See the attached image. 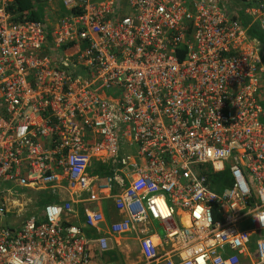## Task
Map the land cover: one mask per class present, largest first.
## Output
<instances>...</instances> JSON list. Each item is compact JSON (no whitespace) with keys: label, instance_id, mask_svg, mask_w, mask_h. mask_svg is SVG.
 <instances>
[{"label":"built area","instance_id":"2783aa9c","mask_svg":"<svg viewBox=\"0 0 264 264\" xmlns=\"http://www.w3.org/2000/svg\"><path fill=\"white\" fill-rule=\"evenodd\" d=\"M15 1L0 0V264H127L133 241L134 264H241L250 233L264 264V49L248 37L264 0L247 28L221 0H38L42 22ZM40 193L56 201L31 211Z\"/></svg>","mask_w":264,"mask_h":264},{"label":"trees","instance_id":"16d2710c","mask_svg":"<svg viewBox=\"0 0 264 264\" xmlns=\"http://www.w3.org/2000/svg\"><path fill=\"white\" fill-rule=\"evenodd\" d=\"M38 0H16L15 4L13 6V12L15 13H19V15H21L23 12H29L31 9L34 8V6L36 7ZM242 1H246V0H242ZM42 10L40 9L38 13H28V20L34 21V22H42ZM236 16L234 17L235 20L239 21V23L241 24V26L243 28H247L250 25V20L244 16L243 12L239 11L238 9H236L235 13ZM248 37L251 39H256L262 46V48L264 49V35L255 27V26H250L249 30H248ZM213 182H214V189L216 190V192H220L222 190H224L225 188H228L232 185V180L230 178V174L228 171H224L221 174H217L212 176ZM39 195V194H38ZM39 200H38V205L40 207H43L45 204L47 203H52L55 202L56 200L50 196L48 193H43L40 194L39 196ZM80 214H82V209H79ZM104 214H105V218L108 220L109 219V215L108 212L106 210V208H104ZM214 220L215 221H219V218L216 214V209H214ZM83 221L80 222V224ZM86 230L85 232H87V237L92 238L93 237V233L92 231H90L89 229H84ZM92 234V235H91ZM257 238L253 237L252 242H251V252L254 254L255 251H257V244L256 243ZM226 255H229L228 252H226ZM113 261V260H111Z\"/></svg>","mask_w":264,"mask_h":264},{"label":"rangeland","instance_id":"374dc122","mask_svg":"<svg viewBox=\"0 0 264 264\" xmlns=\"http://www.w3.org/2000/svg\"><path fill=\"white\" fill-rule=\"evenodd\" d=\"M221 2L222 3H224V5L227 7V9H229V11H232L233 13H235V11H236V9H238L239 11H241V12H244L245 11V9L246 8H249V7H251V6H254L252 3H251V1L250 0H246V1H242V0H221ZM61 16L62 15H65L64 13H61L60 14ZM215 190V189H214ZM216 191V190H215ZM17 194H20V193H22V191H17L16 192ZM40 194H42V193H40ZM39 194V195H40ZM39 195H37V194H33L32 195V200H31V203H32V205H31V211H32V208H37L35 211H39V212H41V210H42V207H40L39 205H38V200H39ZM30 204V203H29ZM39 206V207H38ZM34 211V212H35ZM34 212H30L31 213V215L32 214H34ZM28 216H30V214L28 215ZM27 216V217H28ZM5 222V220L3 221V223ZM153 227V229L155 230V232H156V234L160 237V238H164V230H163V228L162 227H160V225L157 223V222H155V223H153V225H152ZM124 256H125V258L124 257H122L121 259H123V260H125L126 261V263L127 264H134V262H135V260H134V256H133V254L131 253V251L130 250H126L125 252H124Z\"/></svg>","mask_w":264,"mask_h":264},{"label":"crops","instance_id":"0c3cea01","mask_svg":"<svg viewBox=\"0 0 264 264\" xmlns=\"http://www.w3.org/2000/svg\"><path fill=\"white\" fill-rule=\"evenodd\" d=\"M184 224H187V219L186 218L184 219ZM85 231L86 230H84V232ZM86 233L87 232H85V234ZM92 233H93V231H92ZM253 237H255V236H252V239H253ZM249 240H250V244H249V246L247 248V251H246L245 255L242 256V258L240 260L241 261V264H257V262H258L256 251H255L254 254L251 252V233H250V239ZM130 251L133 254L134 258H137L136 260L140 259L139 249H138V245H137V242L136 241L131 242V244H130ZM123 257L125 258L124 255H123Z\"/></svg>","mask_w":264,"mask_h":264},{"label":"water","instance_id":"95a60500","mask_svg":"<svg viewBox=\"0 0 264 264\" xmlns=\"http://www.w3.org/2000/svg\"><path fill=\"white\" fill-rule=\"evenodd\" d=\"M253 201H251V203H252Z\"/></svg>","mask_w":264,"mask_h":264},{"label":"bare ground","instance_id":"6f19581e","mask_svg":"<svg viewBox=\"0 0 264 264\" xmlns=\"http://www.w3.org/2000/svg\"><path fill=\"white\" fill-rule=\"evenodd\" d=\"M263 250V249H262Z\"/></svg>","mask_w":264,"mask_h":264}]
</instances>
